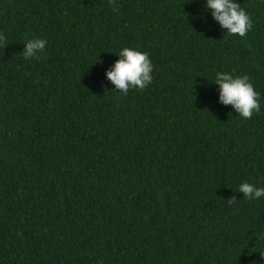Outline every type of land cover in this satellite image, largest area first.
Wrapping results in <instances>:
<instances>
[{
  "label": "trees",
  "instance_id": "trees-1",
  "mask_svg": "<svg viewBox=\"0 0 264 264\" xmlns=\"http://www.w3.org/2000/svg\"><path fill=\"white\" fill-rule=\"evenodd\" d=\"M237 3L244 37L205 0H0V264H264V199L237 191L264 186V0ZM122 47L147 88L106 78ZM219 71L248 76L251 118Z\"/></svg>",
  "mask_w": 264,
  "mask_h": 264
},
{
  "label": "clouds",
  "instance_id": "clouds-1",
  "mask_svg": "<svg viewBox=\"0 0 264 264\" xmlns=\"http://www.w3.org/2000/svg\"><path fill=\"white\" fill-rule=\"evenodd\" d=\"M205 6L211 10L212 18L218 22L226 35L244 37L252 29V19L237 0H205ZM4 36L0 35V44ZM47 41L33 37L24 41L22 56L25 59L40 58L46 49ZM118 60L112 70L106 72V78L120 93H127L129 89L147 88L152 82L154 66L148 55L137 48L122 47L115 54ZM213 83L219 87V100L223 105H230L235 112L244 119L252 117L253 112L260 108L258 93L254 90L248 76H238L227 71L214 74ZM238 192L243 193L244 199L260 201L264 199V186L244 181L239 184ZM232 200L228 201L231 204ZM259 239H264L261 233ZM264 259V251L256 252ZM253 264H257L253 261Z\"/></svg>",
  "mask_w": 264,
  "mask_h": 264
}]
</instances>
